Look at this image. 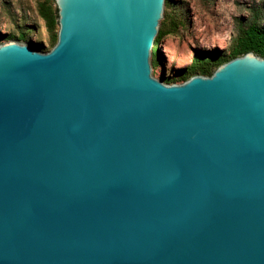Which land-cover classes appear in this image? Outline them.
<instances>
[{"label": "water", "instance_id": "1", "mask_svg": "<svg viewBox=\"0 0 264 264\" xmlns=\"http://www.w3.org/2000/svg\"><path fill=\"white\" fill-rule=\"evenodd\" d=\"M54 3L51 49L0 31V264H264V58L158 80L194 9Z\"/></svg>", "mask_w": 264, "mask_h": 264}, {"label": "rangeland", "instance_id": "2", "mask_svg": "<svg viewBox=\"0 0 264 264\" xmlns=\"http://www.w3.org/2000/svg\"><path fill=\"white\" fill-rule=\"evenodd\" d=\"M181 1L194 9L199 31L194 33L185 22L187 11L179 16L169 11L156 48L155 79H162V50L174 64L172 81L178 70H190L187 80L198 75V68L203 65L194 62L196 56L204 57L207 68H217L233 59L242 30L254 15L259 17L258 26L264 30V0H226L219 8L215 0ZM47 10L57 11L54 0H0V31L11 42L46 44L51 49L56 43L58 25L48 26L43 17Z\"/></svg>", "mask_w": 264, "mask_h": 264}, {"label": "trees", "instance_id": "3", "mask_svg": "<svg viewBox=\"0 0 264 264\" xmlns=\"http://www.w3.org/2000/svg\"><path fill=\"white\" fill-rule=\"evenodd\" d=\"M43 17L50 28H53L54 25H58L57 11L56 12H51L50 10L44 11ZM258 20L259 17L257 15L256 16L254 15L251 22L246 27V29L242 30V38L238 43V49L236 50L233 56L234 58L242 56L248 52H252L261 57H264V30L259 28ZM161 37H162V33L159 30L154 44L158 43ZM56 41H57V33L55 35V42ZM28 45H30L31 47L37 50H39L40 48V46L36 44L29 43ZM196 61L203 63V65L198 68L199 71L198 75L210 76L216 69V68H207L206 65L208 66V62H206V60L202 56L194 57V62ZM168 80L169 79H165L166 82Z\"/></svg>", "mask_w": 264, "mask_h": 264}]
</instances>
